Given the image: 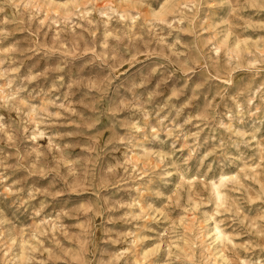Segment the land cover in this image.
I'll return each mask as SVG.
<instances>
[{
  "label": "rangeland",
  "instance_id": "rangeland-1",
  "mask_svg": "<svg viewBox=\"0 0 264 264\" xmlns=\"http://www.w3.org/2000/svg\"><path fill=\"white\" fill-rule=\"evenodd\" d=\"M0 264H264V0H0Z\"/></svg>",
  "mask_w": 264,
  "mask_h": 264
}]
</instances>
